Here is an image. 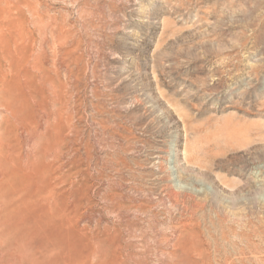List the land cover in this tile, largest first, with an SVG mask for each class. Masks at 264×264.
Listing matches in <instances>:
<instances>
[{"label": "rangeland", "instance_id": "1", "mask_svg": "<svg viewBox=\"0 0 264 264\" xmlns=\"http://www.w3.org/2000/svg\"><path fill=\"white\" fill-rule=\"evenodd\" d=\"M0 34V264H264V0H0Z\"/></svg>", "mask_w": 264, "mask_h": 264}, {"label": "bare ground", "instance_id": "2", "mask_svg": "<svg viewBox=\"0 0 264 264\" xmlns=\"http://www.w3.org/2000/svg\"><path fill=\"white\" fill-rule=\"evenodd\" d=\"M0 35L3 36V34H0ZM7 36H8V39H10V40L12 41V43H13V42L16 43V45H17V42H18L19 40H20V42H21V36H20L19 34H17V32H8V33H7ZM6 38H7V37H6ZM20 42H19V43H20ZM8 43H9V40H8ZM12 43H11V44H12ZM19 43H18V44H19ZM9 44H10V43H9ZM12 45H13V44H12ZM14 45H15V44H14ZM14 45H13V46H14ZM13 46H12V47H13ZM17 46H18V45H17ZM14 47H15V46H14ZM14 47H13V49L15 50L16 48H14ZM3 48L6 49L5 46H4ZM7 49H8V48H7ZM6 52H7V51H6ZM15 53H16V52H15ZM8 54H9V53H8ZM8 56H10V55H8ZM8 56L6 55V57H8ZM16 56H17V55H16ZM2 57H5V56H2ZM2 57H1V58H2ZM6 57H5V60H6ZM14 57H15V56H14ZM2 59H3V58H2ZM3 60H4V59H3ZM5 60H4V61H5ZM7 60L9 61V57H8ZM8 61H7L6 63L3 62V63H5V66H6V64L8 63V64H7V65H8V67H7L8 69H7V70H10V71H8V72H12V73H14V74H16V75L21 74L20 71H19L20 68L18 69L17 66H16V64L14 65L11 61H9V62H8ZM0 64H2L1 61H0ZM3 65H4V64H2V67H3ZM0 67H1V66H0ZM2 70H3V69H2ZM0 74H1V77H2L3 73H0ZM9 74H10V73H9ZM18 76H20V75H18ZM11 77H12V76H11ZM8 158H9V157H8ZM16 167H17V166H16ZM19 169H20V168H19ZM4 170L6 171L7 169L4 168L3 171H4ZM16 172H17V170H16ZM18 172H19V171H18ZM18 172H17V173H18ZM18 174H19V173H18ZM20 174H21V173H20ZM5 175H6V174H5ZM20 176H21V175H20ZM20 176H18V177H20ZM6 177H7V176H6ZM0 179H1V178H0ZM13 180H14V179H13ZM0 188H3V185H0ZM2 203H3V202H2ZM4 205H5V204H4ZM4 205H3V206H4ZM1 207H2V206H1ZM5 218H6V217H5ZM19 220H20V219H19ZM36 249H37V248H36ZM36 258H37V257H36ZM35 260H36V259H35ZM38 260H39V259H38ZM35 262H36V261H35Z\"/></svg>", "mask_w": 264, "mask_h": 264}]
</instances>
